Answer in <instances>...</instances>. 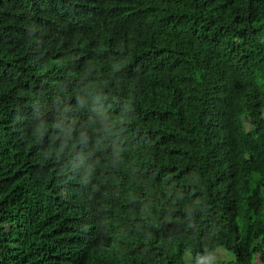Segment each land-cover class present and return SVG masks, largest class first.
<instances>
[{"label":"trees","instance_id":"1","mask_svg":"<svg viewBox=\"0 0 264 264\" xmlns=\"http://www.w3.org/2000/svg\"><path fill=\"white\" fill-rule=\"evenodd\" d=\"M217 249L264 264V0H0V264Z\"/></svg>","mask_w":264,"mask_h":264},{"label":"rangeland","instance_id":"2","mask_svg":"<svg viewBox=\"0 0 264 264\" xmlns=\"http://www.w3.org/2000/svg\"><path fill=\"white\" fill-rule=\"evenodd\" d=\"M232 261H233V258L230 254H228L223 249H217L213 252L206 254V256L204 257L203 263L204 264H231ZM184 262L185 264H192L190 254L188 253L185 254ZM254 264H259V263L255 262Z\"/></svg>","mask_w":264,"mask_h":264}]
</instances>
